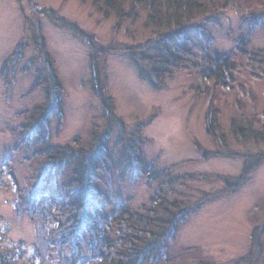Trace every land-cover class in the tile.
Listing matches in <instances>:
<instances>
[{"label": "rangeland", "instance_id": "rangeland-1", "mask_svg": "<svg viewBox=\"0 0 264 264\" xmlns=\"http://www.w3.org/2000/svg\"><path fill=\"white\" fill-rule=\"evenodd\" d=\"M30 1L0 0V173L8 186L7 189L0 188V247H11L23 241V246L28 248L35 239L34 228L28 218L14 216L13 178L20 185L23 183L30 162L24 158H29L38 145L33 142L30 147L22 145L15 150L19 136L12 130L24 120L16 114L46 104L43 86L28 94L37 79L48 77L46 60L41 53L43 47L41 52L38 49V38L42 37L64 91L63 119L58 133L54 129L56 121L52 122L49 144L63 145L78 136V145L87 147L93 140V125H96V133L100 137L104 131H109L106 143L111 164L106 161L100 175L102 178L111 176L113 200L123 202L129 199L127 205L137 209L148 201L162 179L152 181L148 187V180L140 174V164L118 166L122 146L118 142L119 127L115 119H121L124 139H138L139 136L146 139L139 145L144 169L149 170V174L171 167L170 177L176 176L184 184L173 183L175 190L181 191L184 201L193 202L206 198L207 194L208 199L202 201L200 207L179 225L174 238L167 243L168 252L172 255L183 247L191 246L196 251L193 257H183L173 264H196L201 259L213 264H229L230 261L245 264L250 258H244L250 245V233L256 226L259 231L264 223V161L245 180L234 183V177L241 173L245 162L241 156H204V152L215 150L219 145L204 130L208 98L195 95L197 73L194 70H177L166 88L154 90L147 79L139 78L141 65H136L118 48L106 52L104 57L99 54L98 67L105 77L106 95L114 102V118L110 122L108 113L104 114L90 86L88 45L68 27L56 24L39 9L57 11L83 32L92 35L102 48L144 42L150 33L143 27L142 20L129 28L138 32L131 36L126 33L127 22L116 27L115 17L104 18L93 0ZM254 12L264 13V7ZM260 24L251 32V48L264 45V21ZM204 28L209 45L207 53L231 50L232 61L236 65L233 84L223 89L212 87L215 96L212 104L219 109V120L227 125L225 130L229 128L231 117L241 120L245 126L252 125L254 129L264 126V71L247 63L244 56L233 48L235 41L249 34L250 29L232 10L221 15L215 24L204 25ZM22 43L25 48L17 59L15 48ZM148 45L139 49L144 56L159 52L157 47ZM200 52H204L203 48L201 51L196 49L197 56L201 55ZM253 67L260 71H254ZM208 84L210 87L211 83ZM230 141L228 139L229 150H246ZM73 164L72 161L67 163L59 183L63 184L70 178ZM131 174L137 177L131 180ZM217 175L230 177L232 184L227 187L226 183L215 178ZM202 192H205L203 196ZM239 256L243 257L238 259ZM250 264H264V246L257 258L252 257Z\"/></svg>", "mask_w": 264, "mask_h": 264}, {"label": "trees", "instance_id": "trees-1", "mask_svg": "<svg viewBox=\"0 0 264 264\" xmlns=\"http://www.w3.org/2000/svg\"><path fill=\"white\" fill-rule=\"evenodd\" d=\"M93 4L104 18L113 15L116 27L127 22L126 33L131 36L138 32L129 28L136 21L142 20L143 27L150 33L149 37L135 45H110L102 48L92 35L83 32L77 24L66 20L57 11L38 9L56 24L68 27L88 45L90 86L104 114L108 113L107 120L111 122L114 118V102L112 97L106 95L103 85L105 77L98 67L99 54L104 57L106 52L118 48L136 65H141L139 78L147 79L154 90L166 88L175 71L194 70L198 75L195 95L208 98L204 130L219 145L215 150L204 152V156H241L245 162L241 173L234 177V183L245 180L264 161V126L254 129L249 123V126H245L241 120L239 122L231 117L229 128L225 130L227 125L219 120L220 111L212 104L215 97L212 87L223 89L233 84L236 65L232 61L231 50L226 53L216 50L207 53L209 45L204 36V25L215 24L225 12L234 11L250 31L239 37L233 48L244 56L247 63L264 71V45L250 47L251 32L264 21V13L254 11L264 7V0H93ZM38 40L39 52L43 47L41 53L49 72L47 78L35 81L28 94L43 86L46 104L16 114L24 120L12 130L14 135L19 136V145L15 150H19L22 145L30 147L33 142L38 145L29 158H24L30 162L23 183L20 185L13 178L16 198L14 216L19 219L28 218L34 228L35 239L28 248L23 246V241L11 247H0V264H173L183 257H193L196 251L194 247H183L172 255L168 252L167 243L174 238L179 225L200 207L202 201L208 199L207 194L206 198L201 197L193 202L184 201L181 191L175 190L173 183L179 186L184 184L178 177H170L171 167L149 174L141 160L139 143L146 141L144 137L124 139L122 120L115 119L119 127L118 142L122 146L118 166L140 164L143 169L140 168V174L148 180V187L152 181L162 179L156 184L148 201L137 209L127 205L129 199L123 202L113 200L111 176L102 178L100 175L104 163L109 161L111 164L106 143L109 131H104L100 137L96 133V125H93V140L87 147L78 145V136L63 145L49 144L52 122L56 121L54 129L58 133L63 119L64 91L53 59L44 47L43 38L39 37ZM150 42L153 44L150 45ZM144 45L155 46L159 52L153 56H144L139 52ZM24 48V43L16 46L17 59ZM201 48L204 52L197 56L196 49L201 51ZM7 62L8 59L5 64ZM257 67H253L254 71H260ZM208 82L211 83L210 87ZM228 139H231V144L243 146L246 150H229ZM70 161L74 162L70 178L61 184L59 179ZM135 176L131 174L129 179ZM120 177L119 181L122 173ZM215 178L222 180L227 187L232 184L230 177L217 175ZM0 188H8L1 173ZM257 227L252 229L249 236L250 245L244 258H250L245 264H250L253 256L257 258L264 246V223L259 231ZM197 263L213 264L206 259ZM229 264L233 263L230 261Z\"/></svg>", "mask_w": 264, "mask_h": 264}, {"label": "bare ground", "instance_id": "bare-ground-1", "mask_svg": "<svg viewBox=\"0 0 264 264\" xmlns=\"http://www.w3.org/2000/svg\"><path fill=\"white\" fill-rule=\"evenodd\" d=\"M128 46V45H127ZM130 47V46H129Z\"/></svg>", "mask_w": 264, "mask_h": 264}]
</instances>
